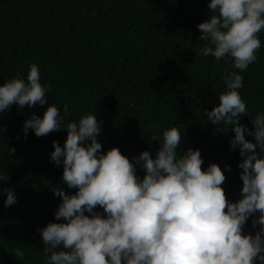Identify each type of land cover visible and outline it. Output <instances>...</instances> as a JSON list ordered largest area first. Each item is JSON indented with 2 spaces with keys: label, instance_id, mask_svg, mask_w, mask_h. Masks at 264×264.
Returning a JSON list of instances; mask_svg holds the SVG:
<instances>
[{
  "label": "trees",
  "instance_id": "16d2710c",
  "mask_svg": "<svg viewBox=\"0 0 264 264\" xmlns=\"http://www.w3.org/2000/svg\"><path fill=\"white\" fill-rule=\"evenodd\" d=\"M208 2L0 0V85L13 76L26 78L31 63L38 65L41 83L49 85L44 105L13 103L0 113V173L9 177L0 181V264H47L37 228L56 219L60 197L53 194L54 187L76 191L62 181L63 165L49 157L53 140L63 145L67 129L39 137L31 129L26 137L22 131L27 117L33 112L42 116L51 103L66 121L95 113L101 123L98 151L119 147L130 161L145 149L155 156L159 145L150 141L153 129L177 127L178 153L199 148L202 169L218 163L225 173L226 198H240L238 163L243 157L230 147L234 132L214 134L215 125L203 112L218 103L227 68L243 77L239 91L248 112L240 122L253 127L250 118L264 111V30L258 33L257 59L246 70L200 56L205 42L198 40L196 26L209 18ZM64 104L70 108L66 116ZM246 139L254 138L246 134ZM137 175H144L139 165ZM7 189L15 191L16 203L6 207ZM253 216L244 232L258 229L251 226ZM17 246L24 250L22 259L13 253Z\"/></svg>",
  "mask_w": 264,
  "mask_h": 264
},
{
  "label": "clouds",
  "instance_id": "9594fccd",
  "mask_svg": "<svg viewBox=\"0 0 264 264\" xmlns=\"http://www.w3.org/2000/svg\"><path fill=\"white\" fill-rule=\"evenodd\" d=\"M207 8L209 18L196 26L198 40L205 42L197 54L246 70L261 47L264 0H209ZM222 80L218 103L203 114L215 125L214 134L234 132L230 147L243 157L236 201L226 198L225 173L218 163L202 169L199 148L178 153L181 132L175 126L153 129L150 141L159 145L155 156L145 149L130 161L119 147L98 151L101 123L95 113L66 121L51 103L42 116L33 112L24 120L25 137L29 129L38 137L67 129L63 145L53 140L49 157L63 165L61 179L76 191L54 187L60 197L56 219L37 228L47 264H264V111L250 118L251 129L241 123V114L248 112L239 91L243 77L226 68ZM48 89L38 65L31 63L26 78L13 76L0 85V113L13 103L44 105ZM63 110L68 115L69 105ZM137 165L144 170L142 178ZM7 179L0 173V181ZM5 192L4 206L16 203L15 191ZM250 216L252 228L259 227L244 232ZM13 253L21 259L25 255L19 246Z\"/></svg>",
  "mask_w": 264,
  "mask_h": 264
}]
</instances>
